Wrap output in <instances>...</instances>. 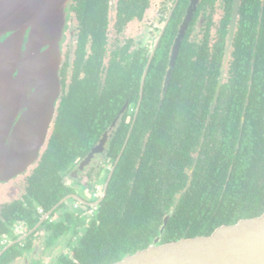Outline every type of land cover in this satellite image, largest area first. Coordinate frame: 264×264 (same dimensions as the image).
I'll return each instance as SVG.
<instances>
[{
  "label": "trees",
  "instance_id": "1",
  "mask_svg": "<svg viewBox=\"0 0 264 264\" xmlns=\"http://www.w3.org/2000/svg\"><path fill=\"white\" fill-rule=\"evenodd\" d=\"M244 3L245 7L247 3L250 5V16L251 11L260 9V0H244ZM178 21L172 20L157 48L140 116L127 150L130 152L136 142L140 144L139 169L132 176L134 182L127 181L129 171L122 163L110 183L106 199L91 221L88 222L91 208L77 217L63 210V219L57 220L55 214L64 204L54 212L52 222L43 224L47 223L46 231L52 232L51 245L71 232L74 234L75 239L69 242L70 251L59 258V264H114L145 250L156 236L161 237L164 244L209 237L223 227L264 213V184L260 182L264 179V27L256 39L258 20L253 25L250 38L255 40L257 51L249 53L243 46L237 48L236 72L222 86L216 104L212 105V91L204 99L205 103L201 101L197 75L206 70L201 67L196 51L187 46L178 55L171 85L165 91V79L170 71L169 52ZM247 34L250 32L246 31ZM147 62L148 58L140 66V83ZM125 79L126 74H123L117 82ZM123 88L120 84L115 87L116 91ZM81 93L77 98L78 106L74 101L66 108L72 109L73 115L79 113L77 121L71 124L59 120L50 146L26 175L23 198L5 209L0 219V241L4 237H10L13 242L19 240L41 221L43 216L38 208L47 214L65 197L77 194L69 183L70 174L100 138L96 134L100 128L99 110L93 101H88L89 87L83 86ZM66 110L62 114H66ZM88 131L93 132L91 137ZM174 139L178 140L177 154L182 161L189 159L190 152L200 146L213 145L212 156L208 158L202 180L186 188L170 214L166 232L159 233L164 214H160L163 210L156 209V204H148L151 179L147 178L145 170L150 167L151 155L159 157L168 145L176 143ZM125 140L126 134L114 137V149L110 153L113 158L116 159ZM126 158L127 155L123 160ZM181 181L184 184L177 185L173 192L187 186L183 177ZM150 215L154 222L151 229L147 225ZM21 224L25 231L17 236L14 228ZM82 227H86L85 232L78 237ZM41 228L29 239L39 237ZM25 247L31 249L32 243L25 240L11 247L3 259L9 262Z\"/></svg>",
  "mask_w": 264,
  "mask_h": 264
},
{
  "label": "flooded vegetation",
  "instance_id": "2",
  "mask_svg": "<svg viewBox=\"0 0 264 264\" xmlns=\"http://www.w3.org/2000/svg\"><path fill=\"white\" fill-rule=\"evenodd\" d=\"M191 1L71 0L70 18L62 54V69L60 70L61 91L54 119L46 143L41 150L40 158L50 146L51 137L59 126V120L70 121L71 124L77 121L79 113L73 115L70 112L72 109L66 110V108L74 101V104L78 106L77 98L82 94L81 88L88 86L90 93L88 101H93L99 110L100 123L98 126L100 128L97 130L95 124V131L97 130L96 134L100 138L83 161L99 145L104 136L108 135L104 152L96 155L84 171H77L83 161L79 162L70 174L69 183L74 186L75 190H77V187L83 188L78 195L88 203L97 201L93 198L97 189L100 190L99 197L104 194L103 190L110 175L112 177L109 186L122 163L130 173L127 174V181L129 183L134 182L132 176L134 173H138L140 144L136 142L130 148V152L127 150L140 116L145 85L152 71L151 64L156 55L155 53L153 56L152 50H154L158 38L163 33L166 23L169 22L163 36L172 20H179L171 46L173 47L181 25L184 20H187ZM235 1L198 0L195 12L189 19L191 22L179 54L185 46L192 48V51L197 53L201 67L206 70L203 73L200 71L197 75V78H200L199 91L202 94V103H205L204 99L208 98L212 91L213 99L211 103L212 105L216 104L222 86H225L230 76L236 72L235 64L237 61L234 54L239 46H243L249 53H253V50L257 51L256 42H254L255 40L252 41L250 36L256 20H258L256 33L254 34L256 39L264 27V0H260L258 11L250 12L252 16L249 15L250 5L248 6L247 3V7H245L244 0H240L238 15L233 17ZM232 20H236L234 24L235 31L231 43H229ZM246 31L250 32V35H246ZM154 37H156V40H151ZM169 53L171 58L172 49ZM146 58H148V62L145 64V71L143 72V78L145 75L146 77L143 96L141 97L143 79L141 83L138 81L139 71L140 66L146 62ZM131 71L132 73L129 75ZM123 74H126L125 81L117 82V78ZM131 79L132 81H130ZM118 84L124 86V88L116 91L115 87ZM65 110L66 114H62ZM108 119H111L110 123H108ZM121 134H126V140L115 159L110 154L114 149L112 148V141L116 135L121 136ZM92 135L93 132L88 131V136L91 137ZM174 142L176 143L168 145L166 151L160 154L159 157L151 155L150 167L145 170V175L148 179H151V192L147 194L148 204L149 206L156 204V209L163 210L160 214H164L162 225L158 229L159 233L166 232L171 219L170 214L179 200L182 199L186 188L190 187L194 181L202 180L204 170L209 163L208 158L212 156L210 148L213 145L210 147L200 146L195 151L190 152L189 159L185 161L183 159L182 161L178 159L180 155L177 154L180 149L179 143H177L178 140L174 139ZM120 155L121 158L118 161ZM125 155H127V158L123 160ZM188 162H190L188 166L182 167V164ZM181 177L184 178L187 186L181 191L175 190L173 192L177 185L184 184ZM260 182L264 184V179ZM26 188V176L6 184H0V219L3 218L4 211L9 205L23 198ZM107 195L108 190L106 197ZM95 214L96 212L90 215L91 218H88V222L94 218ZM63 215L60 219H63ZM147 225L150 229L151 226L153 228L154 222H151V215ZM45 232L49 236V231ZM152 239L146 249L153 245L171 244H164V240L158 236ZM36 240H38V237H36ZM36 240L33 243L31 242V249L26 247L20 249V254L16 255L15 259L13 258L14 260H9V262L3 259L6 252L0 257V264H23L27 257L29 260L32 258V260L40 262L38 258L41 259L42 256L37 253ZM12 243L14 242L10 241L8 246L0 250V253ZM51 259L49 262H51ZM55 264H59V261Z\"/></svg>",
  "mask_w": 264,
  "mask_h": 264
},
{
  "label": "water",
  "instance_id": "3",
  "mask_svg": "<svg viewBox=\"0 0 264 264\" xmlns=\"http://www.w3.org/2000/svg\"><path fill=\"white\" fill-rule=\"evenodd\" d=\"M239 1H235L233 17L238 15ZM197 2L191 1L187 20L181 25L172 47L165 91L171 85L179 50ZM70 5L71 0H0V184L25 176L40 160L61 91L60 70ZM168 23L155 44L153 56ZM235 23L236 20H232L229 43ZM107 141L108 135H105L78 172L84 171L96 155L104 152ZM120 158L121 155L118 161ZM111 177L104 194L95 203H88L78 194L65 197L42 217L34 230L3 250L0 257L29 239L45 222H52L54 212L69 200L97 209L106 197ZM114 264H264V215L223 227L209 237L153 245Z\"/></svg>",
  "mask_w": 264,
  "mask_h": 264
},
{
  "label": "rangeland",
  "instance_id": "4",
  "mask_svg": "<svg viewBox=\"0 0 264 264\" xmlns=\"http://www.w3.org/2000/svg\"><path fill=\"white\" fill-rule=\"evenodd\" d=\"M151 40H156V37H154L153 39H151ZM32 169V167L29 169V171ZM28 171V172H29ZM28 174V173H27ZM26 174V175H27ZM25 175V176H26ZM23 177V176H22ZM20 178V177H19ZM79 183H80V181H79ZM4 184H6V183H4ZM83 188H81V187H77V194H80L82 191ZM94 198V197H93ZM92 198V199H93ZM98 200V199H97ZM86 201V200H85ZM76 205H79L78 203H76L75 204V200H69L65 205H64V208L62 209V210H59L58 212H56V214L55 215H57L56 216V219H57V217H58V219H60L61 218V216H62V214L64 213V211L66 210L67 212H70V213H74V214H76V217H77V215H82V213H84V211H87V209L89 208L88 206H85V205H82V206H78L77 208L75 207ZM93 211H94V213L97 211V209H95V208H91ZM64 210V211H63ZM92 210H90L89 211V214L88 215H92L91 214V211ZM75 219H77V218H75ZM83 221H85L84 219H83ZM47 224V223H46ZM46 224H45V226H43L42 228H41V231L43 232L45 229H46ZM85 229H86V227H82V228H80L79 230H78V237L79 236H81L84 232H85ZM41 234V233H40ZM70 234H72V235H74L72 232L70 233ZM43 235H44V233H43ZM39 238H42V240H39V242H41L40 243V245L39 246H37V253L40 255V256H42V258L40 259V258H38V260H40V262H37V260H32V258H30V260H31V264H32V261L34 262L33 264H47V262H48V258H43V256H46L47 254L46 253H44L43 254V252L46 250V246H45V243H46V241H47V239H48V241H49V238L47 237V239L46 238H44V236H42V235H39ZM34 240H36V238H30V239H27L26 241H30V242H32L33 243V241ZM51 245V244H50ZM67 246H66V243H64V244H61L60 246H59V248L57 249L56 247H54V249H52L50 246H49V248L48 249H50L49 251H48V249H47V252H52V259H51V262H50V264H55L56 263V261H57V259L60 257V255L62 254V253H68L70 250H68L67 248H66ZM52 249V250H51ZM31 257H32V255H31ZM51 258V257H50ZM45 259V260H44ZM26 260H27V258H26ZM25 260V262L23 263V264H26V261ZM47 261V262H46ZM28 264V263H27Z\"/></svg>",
  "mask_w": 264,
  "mask_h": 264
},
{
  "label": "crops",
  "instance_id": "5",
  "mask_svg": "<svg viewBox=\"0 0 264 264\" xmlns=\"http://www.w3.org/2000/svg\"><path fill=\"white\" fill-rule=\"evenodd\" d=\"M64 214V213H63ZM62 214V215H63ZM83 214V213H82ZM57 220H58V217H57ZM46 229L43 231V232H41V234L40 235H42V236H44V238H46L47 239V237L49 238V241H48V239H47V241H46V243H45V248H46V250L43 252V254L44 253H48L46 256H43V258H48L47 260H48V262H47V264L48 263H50L49 262V260L52 258V252L50 253V252H47V249L49 248V246L52 248V249H54V247H56L57 249L59 248V246L61 245V244H64V243H66V248L69 250V242L70 241H72V240H74V235H72V234H69V235H67V237H64L63 239H61V240H59V241H57V243H55L54 245H50V241H52V232H49V236H47V234H46ZM43 233H44V235H43ZM39 240H42V238H39L38 237V240H36L35 241V247L38 245H40V243L41 242H39ZM51 249V250H52ZM50 249H48V251H49ZM64 253H62L61 255H60V257L63 255ZM51 257V258H50ZM59 257V258H60ZM59 258L57 259V261L56 262H58L59 261ZM45 260V259H44ZM30 264V260H29V258L27 257V262H26V264Z\"/></svg>",
  "mask_w": 264,
  "mask_h": 264
},
{
  "label": "built area",
  "instance_id": "6",
  "mask_svg": "<svg viewBox=\"0 0 264 264\" xmlns=\"http://www.w3.org/2000/svg\"><path fill=\"white\" fill-rule=\"evenodd\" d=\"M99 191H100V190L97 189L96 192H95V195H93L94 199H96V200H97L98 197H99V196H98ZM78 206H79V205H76L75 207L77 208ZM38 212H39V214L42 215V216L45 215V212H44L41 208H38ZM93 213H94V211L92 210V211H91V214H93ZM24 231H25V226H24L23 224L18 225L16 228H14V234L17 235V236L22 235V234L24 233ZM11 240H12V239H11L10 237H4V238H2V240L0 241V250H1L2 248H4V247L8 246Z\"/></svg>",
  "mask_w": 264,
  "mask_h": 264
}]
</instances>
